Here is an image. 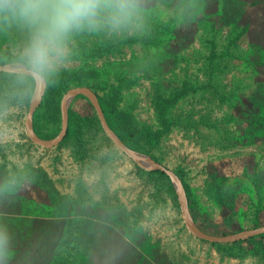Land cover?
Segmentation results:
<instances>
[{"label":"rangeland","instance_id":"obj_1","mask_svg":"<svg viewBox=\"0 0 264 264\" xmlns=\"http://www.w3.org/2000/svg\"><path fill=\"white\" fill-rule=\"evenodd\" d=\"M246 1L249 19L235 23L244 10L218 0H148L143 34L78 38L72 64L37 107V136L56 138L64 96L89 87L106 106L129 114L139 149L123 142L127 147L181 174L203 232L229 236L264 226V50L256 26L264 8ZM190 5L198 14L179 17ZM12 39L0 37V58ZM34 95L12 99L9 81L0 78V167L32 175L41 169L61 194L122 206L133 230L172 264H264L261 234L231 243L195 236L171 177L119 149L88 96L70 103V139L52 148L35 143L26 127Z\"/></svg>","mask_w":264,"mask_h":264},{"label":"trees","instance_id":"obj_2","mask_svg":"<svg viewBox=\"0 0 264 264\" xmlns=\"http://www.w3.org/2000/svg\"><path fill=\"white\" fill-rule=\"evenodd\" d=\"M254 1L264 8V0ZM218 2L244 10L235 23L249 19V10H245L249 1ZM249 23L242 30L244 36L250 35ZM256 26L264 50V13ZM8 62L7 55L0 58V64ZM1 77H4L3 72H0ZM99 100L113 131L127 146L138 150V132L129 114L113 110L106 106L109 102ZM158 103H165V100ZM41 120L40 108H37L34 128L43 137ZM75 129L76 122L69 116L64 140L70 139ZM11 171L0 167V181ZM38 173L41 175L30 172L32 181L23 185L14 196H0V229L10 237L9 254L4 264H172L146 235L133 230L130 217L122 206L86 203L82 195L78 199L61 194L41 169ZM184 185L191 203L190 187L185 181ZM194 219L197 220L196 216Z\"/></svg>","mask_w":264,"mask_h":264},{"label":"clouds","instance_id":"obj_3","mask_svg":"<svg viewBox=\"0 0 264 264\" xmlns=\"http://www.w3.org/2000/svg\"><path fill=\"white\" fill-rule=\"evenodd\" d=\"M148 0H0V37H14L0 71L10 98L23 102L54 83L73 62L77 40L85 35L125 39L143 34ZM198 6L178 16L198 14ZM33 177L13 170L0 181V196H14ZM10 237L0 229V264L9 254Z\"/></svg>","mask_w":264,"mask_h":264},{"label":"water","instance_id":"obj_4","mask_svg":"<svg viewBox=\"0 0 264 264\" xmlns=\"http://www.w3.org/2000/svg\"><path fill=\"white\" fill-rule=\"evenodd\" d=\"M45 91L46 89L35 92L33 102L30 106L29 113L26 119V127H27L29 137L35 143L41 146H44V147H48V148H52V147L59 145L64 140L68 132V127H69L68 110H69L70 103L73 100V98L76 97L77 95L84 94L89 97L92 104L94 105V108L96 110L100 123L102 125V128L107 133V135L110 137V139L114 141V143L117 145L119 149H121L123 152L129 155L132 159H134L140 165H143L142 162L147 163L148 166L145 167L146 169L148 170L157 169L162 172H165L167 175L171 177V179L173 180L174 186L177 190V193L179 194L180 200H181L182 213L185 217V222L188 228L191 230V232L195 234V236H197L200 239L207 240V241L214 242V243H231V242H236L242 239L254 237V236L264 233V226L250 229V230L243 231V232L229 235V236H214V235H210V234L203 232L196 225L192 217V214L189 208L187 191H186L184 182L181 179V177L177 173H175L173 170L166 167L165 165L160 164V163H154V161L149 156L140 154L139 152L133 151L129 147H127L123 143V141L118 137V135L113 131V129L110 127L98 96L89 87H78L76 89L69 91L64 96L63 103H62V130L56 138L51 139V140H44L38 137L33 127V118H34V114H35L37 107L40 105L41 101L43 100Z\"/></svg>","mask_w":264,"mask_h":264}]
</instances>
